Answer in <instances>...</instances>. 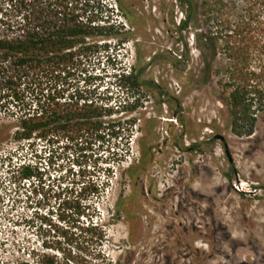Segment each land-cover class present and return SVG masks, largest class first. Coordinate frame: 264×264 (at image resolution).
Instances as JSON below:
<instances>
[{
	"label": "rangeland",
	"instance_id": "374dc122",
	"mask_svg": "<svg viewBox=\"0 0 264 264\" xmlns=\"http://www.w3.org/2000/svg\"><path fill=\"white\" fill-rule=\"evenodd\" d=\"M93 1L112 8L128 43L105 42L95 57L4 89L22 103L0 105V264H264V103L252 136L237 137L223 87L235 28L264 26V8L258 0H189L197 22L180 33L186 7L178 0ZM61 2L0 0V38L33 8ZM205 55L214 56L209 82ZM252 60L253 69L264 67V51ZM141 69L146 85L132 88L124 76ZM42 94L94 100L112 112L107 121L121 123L119 138L17 141L3 113ZM24 163L29 180L20 175ZM106 180L102 196L86 194L90 210L77 217L82 187ZM88 216L105 227L100 251L78 230Z\"/></svg>",
	"mask_w": 264,
	"mask_h": 264
},
{
	"label": "trees",
	"instance_id": "16d2710c",
	"mask_svg": "<svg viewBox=\"0 0 264 264\" xmlns=\"http://www.w3.org/2000/svg\"><path fill=\"white\" fill-rule=\"evenodd\" d=\"M178 1L186 7L184 20L178 24V31L182 33L196 25L197 12L191 1ZM258 4L264 8V0H258ZM111 10L112 8L103 6L95 8L93 0H62L55 10L33 8L24 24L15 29L16 32L0 38V105L4 106L8 101L16 106L22 103L17 93L7 95L4 89L20 85L34 75L56 71L60 73L73 61L95 57L107 50L105 42L116 41L118 47L128 43L130 33L111 19ZM122 15L128 19L125 13ZM247 25L244 30L235 28L233 34L239 40L231 43L232 46H228L226 50L230 66L223 87L227 92L226 104L229 107L231 131L237 137L252 136L257 118L255 111L261 109L264 103V86L260 80L264 67L258 65L253 69L250 65L252 59L264 51V26L259 22L255 27ZM195 37L196 42L200 43V36ZM242 41H247L248 45H243ZM184 47L186 56V43ZM213 61L214 56L207 60L205 55L206 82L210 81ZM143 73L144 69L133 70L124 78L132 88H140L146 85L141 81ZM147 85L160 97L164 96L154 82ZM111 114L107 108L82 96L74 95L62 100L61 96L42 94L34 98L28 108L22 111L20 108L16 114L11 111L3 113V117L12 119V127L15 129L13 135L19 142L31 139L50 140L60 135L74 134L104 144L106 138H119L122 130L120 122L106 120ZM1 115L0 113V118ZM132 132L131 130L130 136ZM20 175L23 180H29L34 173L30 167H24ZM108 182L106 180L102 183L101 188L95 184L82 187L81 198L76 200L77 217L86 215L85 212L90 210L86 203H81L87 198L86 194L99 198ZM93 215L97 216L95 211ZM96 216H88V221L78 227V230L84 237V244L100 251L107 240V234Z\"/></svg>",
	"mask_w": 264,
	"mask_h": 264
},
{
	"label": "built area",
	"instance_id": "2783aa9c",
	"mask_svg": "<svg viewBox=\"0 0 264 264\" xmlns=\"http://www.w3.org/2000/svg\"><path fill=\"white\" fill-rule=\"evenodd\" d=\"M21 167H29V166H28V164H25V163H24V164H22Z\"/></svg>",
	"mask_w": 264,
	"mask_h": 264
}]
</instances>
